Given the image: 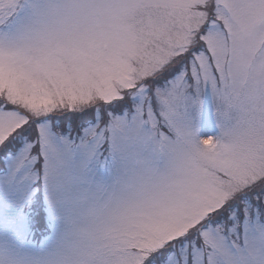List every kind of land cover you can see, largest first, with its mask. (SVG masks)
I'll return each instance as SVG.
<instances>
[{
	"label": "snow or ice",
	"instance_id": "obj_1",
	"mask_svg": "<svg viewBox=\"0 0 264 264\" xmlns=\"http://www.w3.org/2000/svg\"><path fill=\"white\" fill-rule=\"evenodd\" d=\"M0 264H264V0H0Z\"/></svg>",
	"mask_w": 264,
	"mask_h": 264
}]
</instances>
